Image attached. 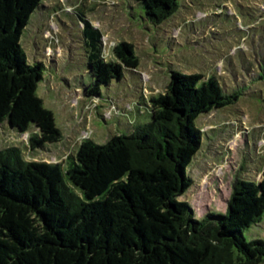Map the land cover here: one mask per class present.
Masks as SVG:
<instances>
[{
  "label": "trees",
  "instance_id": "16d2710c",
  "mask_svg": "<svg viewBox=\"0 0 264 264\" xmlns=\"http://www.w3.org/2000/svg\"><path fill=\"white\" fill-rule=\"evenodd\" d=\"M160 25L178 0H137ZM43 0H0V126L35 127L31 149L61 143L55 114L38 89L43 62L30 64L22 37ZM46 9V7H44ZM83 28L91 82L87 96L102 101L104 86L140 66L135 45L105 55L104 35L85 7L73 11ZM104 100V99H103ZM110 99L104 100L109 101ZM219 79L173 71L166 91L141 94L151 121L107 143L88 139L65 162L28 161L21 147L0 150V264H261L264 241L244 232L264 218V171L259 182L238 178L225 214L196 218L180 200L194 185L187 169L203 145L201 115L237 104ZM140 114L143 112L140 110Z\"/></svg>",
  "mask_w": 264,
  "mask_h": 264
},
{
  "label": "rangeland",
  "instance_id": "374dc122",
  "mask_svg": "<svg viewBox=\"0 0 264 264\" xmlns=\"http://www.w3.org/2000/svg\"><path fill=\"white\" fill-rule=\"evenodd\" d=\"M178 1V12L155 25L137 0H43L22 45L30 64L47 67L38 95L54 112L64 139L34 151L29 140L39 131L32 127L24 134L6 123L0 126V150L21 147L28 161L65 162L88 139L105 144L150 122L145 106L138 105L140 96L164 93L173 71L203 74L205 80L216 76L240 101L197 120L203 145L187 169L194 185L180 200L191 205L197 219L225 214L238 178L259 182L263 177L264 0ZM82 7L102 31L109 59L122 42L134 44L140 59L135 72L103 87L102 98L109 101L84 92L92 78L83 28L72 14ZM244 235L247 241H264V218Z\"/></svg>",
  "mask_w": 264,
  "mask_h": 264
}]
</instances>
